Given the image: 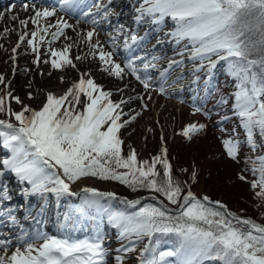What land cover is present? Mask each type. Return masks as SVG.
<instances>
[{
	"label": "snow or ice",
	"instance_id": "1",
	"mask_svg": "<svg viewBox=\"0 0 264 264\" xmlns=\"http://www.w3.org/2000/svg\"><path fill=\"white\" fill-rule=\"evenodd\" d=\"M111 2L94 5L104 20L113 15L108 7ZM23 7L25 11L29 9L28 4ZM78 7L79 0H62V11L70 13ZM32 11L34 15L19 20V24L27 28L31 22L36 30L19 35L10 59L15 62L17 50L26 41L36 53L33 63L37 67L43 62L50 63L53 70L76 69L71 44L62 50L51 48L59 38H67L66 29L75 31V26L63 17L54 24H42L56 16L55 9L33 7ZM136 12L137 24L146 22L160 31L167 20L174 24L164 37L177 46L176 55L181 59L168 60V67L160 72L158 87L153 85L149 69H156L161 57L137 56L123 62L115 59L118 37L124 38V48L131 51L133 45H141L147 34L140 37L120 25L116 35L109 36L111 50L105 51L101 41L94 39L98 37L99 21L93 18L87 21L93 28L80 34L88 45L89 55L100 61V70L109 77L123 80L131 75L145 92L156 91L162 96L167 95L168 73L174 67L184 66L186 53L193 64V83H199L201 77L197 74L203 73L206 87L212 83L217 66L222 64L225 73L235 82L232 113L243 130V144L252 153L243 157L245 168L237 174V179L248 183L255 197L264 202V0H141ZM89 15L84 12L81 18ZM48 34L51 35L49 59L41 61L35 42L43 43ZM164 42L159 38L156 41L157 44ZM82 59L84 57L79 55L75 57V60ZM64 82L61 76L60 83ZM0 86L3 92L0 115L5 117L0 119V145L11 153L9 158L0 161V169L30 185L26 194L50 192L57 198L75 196L77 193L72 185L85 178L114 180L134 192L143 190L153 194L150 199L156 200V204L118 198L112 192H101L93 187L81 188V192L89 195L82 198L76 210L78 214L85 217L92 212L101 217L106 215L108 223L117 230L121 244L116 249V264H124L131 253H137L138 264H215L217 261L219 264H264V224L242 218L207 195L200 197L194 193L192 185L199 178L195 165L191 169H181L188 175V181H181L175 175L166 147H161L160 153L150 160L139 159L134 148L124 155L121 130L148 110L143 96L114 101L112 91L98 84L91 72H83L62 95L47 92L37 109L13 95L9 90L10 81H6L3 74H0ZM125 88H117V91L124 92ZM27 97L34 99L31 92ZM147 99L151 100V95ZM134 100L141 101L140 111L130 107ZM12 102L20 106L18 111L12 108ZM218 103L227 105L228 99L222 96ZM81 105L82 110L78 111ZM125 107H128L127 112ZM197 113L208 116L201 108L194 107L193 115ZM227 119H230L227 115L221 118ZM206 128L204 123H188L179 135L191 142ZM233 133H236L235 128ZM160 139L163 144L164 137ZM241 144L234 138L222 141L229 160L241 163ZM246 172L254 179L250 180ZM3 199H8L6 190L0 192V200ZM117 199L125 206L124 210H113L110 204L101 203ZM5 221L16 224L10 210L0 209V223ZM105 239L98 230L83 239L70 233L56 237L39 231L28 234L21 229L13 236L0 231V264H106L109 249L105 247ZM162 242L170 243L171 249L161 251Z\"/></svg>",
	"mask_w": 264,
	"mask_h": 264
},
{
	"label": "rangeland",
	"instance_id": "2",
	"mask_svg": "<svg viewBox=\"0 0 264 264\" xmlns=\"http://www.w3.org/2000/svg\"><path fill=\"white\" fill-rule=\"evenodd\" d=\"M113 1H116L115 5ZM92 2H94L96 5L98 3H102V0H93ZM112 2L110 5H108V7L112 8V11H114V15H116L115 13L119 12L118 16L120 17V15L122 14L123 16H125L127 12L129 15H131L130 6L133 7V11H136V9L140 6L141 0L131 2L130 5L125 4V0H112ZM24 3L33 4L32 9L33 7H39V9L48 8L49 10H56V8L50 4L39 5L36 2L32 3L27 1ZM14 7L15 5L10 3L7 5V8H4V11H6V15L10 23L16 26L20 25L19 20L28 19L32 17V15H34L32 11V13L30 14L31 16L29 15L24 18L21 15V18L13 20L12 17L15 16L14 14H12V11H14ZM135 14L137 15V12H135ZM136 15H133V17H135ZM48 19H53V17H50ZM75 20H79V18H76ZM46 23L51 22L50 20H47ZM117 27L118 26L112 24L107 28L106 32L116 34ZM144 27L145 28L143 29H135V27L133 28L132 25L128 29V32H134L138 36L144 37V32L145 30H147L148 39L146 37V39L143 41L142 50L146 49L151 43H155L157 45V47L151 53H149V58L151 57V55H156L161 57V59L158 62V67L156 69L150 70L149 75H151L152 77L153 85L158 87L160 82V80L158 79L159 72L162 68H164L165 65H168V60L181 59V57L176 55L177 46L173 43L167 42L166 38L164 37V33L172 30V28H174V24L171 20H167L163 31L158 30L156 26L146 22ZM20 28H23L25 30L24 32L28 33L36 30L35 26L31 22H29L27 28H24L23 26H21ZM6 33L3 30L0 31V45L3 46L0 47V74H3L5 76L6 81H10L9 90L12 91L13 95L19 96L25 104L38 109L41 106V102L43 101L47 92H52L56 95H62L67 87H69L72 83L76 82L79 79L81 73L91 72L92 77L98 84L103 85L106 90H110L113 92L112 99L114 101H118L121 98L127 99L130 96L135 97L137 95H140L145 98L143 103H147L148 105V110L144 111L141 117H138L137 120L126 129L121 130V138L125 141V155L128 154L131 148H134L137 151L139 159L150 160L153 154L159 152L158 150L160 148L158 149V145L159 143H161L160 137L164 135V137H166L167 139L166 141H164L166 142V146H168V148H171L175 153L180 154V161L187 166L192 167V165H195L198 172L202 174L200 183L194 185L195 187H193L198 195L202 193L206 195L210 191V189L207 188L204 183L206 180V171H208L209 167L213 169L212 171H219L218 176L223 180H230L231 175H234L233 171H236L237 169H241L243 167V157H245L244 151L241 150V163H236L226 157L221 145L224 139H228L230 137L225 129H223V131L219 129L225 124L231 123L234 116L231 111V105L229 103L227 105H221L218 103L222 96L229 93L230 90L228 86L229 83L232 82L230 81V77L225 73V70L221 65H219L217 68V75L213 77L216 83L213 81V83L211 85H208V87L205 89L202 83H197V85L195 86L196 99L192 102L188 101V98L184 93L174 95L171 92L173 89L172 83L169 82H167V84L165 85L167 89V95L162 96L159 95L156 91H152L150 93L145 92L143 86L133 76L131 78V82H129L128 76H126L123 80L109 77L107 73L100 70V61L97 58H93L91 55H89L88 45L86 42H83L82 38L79 42L71 44V57L73 58L74 63L77 65L76 69L68 67L63 71L53 70L50 63L45 64L43 62H41L39 67H37L36 64L33 63V61L36 59V53H34L31 47L27 45L26 41L17 50V59L15 60V62H13L10 59V56L12 55V48L9 44L8 34ZM27 38L30 39V35ZM62 38L63 37L52 43L51 48L54 50H62L65 45L70 44H61ZM158 38L164 39L165 42L162 44H157L156 41ZM49 40H51L50 34L45 36V41L43 43H40L38 40L35 42L39 47L41 61L49 59ZM122 40V36L117 39L116 47H120L121 45L124 46ZM102 44L104 45L105 51L111 50V42L109 39L104 41ZM77 55L84 57V59L75 60V57ZM115 59L117 60V62H123V60L120 59L118 53ZM13 68H15V72H13ZM192 68L193 64L187 59L186 53L184 57V66L174 67V69L168 73L167 79L173 78L177 73H180V76L182 75L183 77H194L191 71ZM40 73H43V75H41ZM49 73H51V75H49ZM197 75H200L201 80L203 79V77H205L203 73H199ZM61 76L65 78L64 83H60ZM99 76H101V78ZM126 85L127 87L125 88ZM117 88H125V91L118 92ZM29 92L33 94L34 99H28L27 94ZM2 93L3 92H0V95H2ZM148 95H151V100L147 99ZM165 100H172L177 104L183 105L185 108L183 109L182 107L176 106L170 108L169 110H166ZM228 100H230V95L228 96ZM181 101H183V103H181ZM140 105L141 101L134 100L131 103L130 107L136 109L137 111H140ZM194 107L201 108L204 113L208 114V116L209 114H211L210 118L201 113L193 115ZM12 108L18 111L20 106L15 104V102H12ZM79 110H82V106L79 107L78 111ZM124 110L125 112H127L128 107H125ZM198 115H201V119L204 120L201 121V123L206 124L207 128L203 133L199 134L190 142L185 137L179 135V133L181 132L179 130H182L188 123H194L193 121ZM225 115L230 117V119L221 120V118ZM1 116L2 115H0V118ZM233 125L235 126V124L233 123L230 124V127H233ZM149 129H151V131H149ZM240 130L238 129L235 134L233 132L230 133V136H239V134H241ZM7 152L10 153L8 149L3 148L2 145H0V161L10 157L11 153L9 154ZM0 171H2V173L6 172L8 176L11 175V173L7 170L0 169ZM85 179H90L96 182L107 184L110 188H116L117 192L112 193H114L118 198L135 200L140 196L147 195L142 191H138L137 193H130L118 181L99 180L96 178ZM5 181L6 180H4L3 182ZM81 181H78L77 183ZM3 182L0 184V192L6 190L8 199L0 200V209L10 210L12 215H14L16 218V224L13 225L8 221L0 223V231L13 236L19 234L21 232V229L24 233L28 234H35L37 231L43 232L50 236H59L61 235V233H63V235H67L69 233L71 234L73 226L72 224L71 227L68 226L69 219L64 210L63 204L60 203L57 196L51 194L44 208L41 210L42 212L46 210L45 214H43L42 216H37L36 212L39 209H33L34 211L30 213L25 209V201L27 196H22L21 191H19L17 187L12 188L10 186L9 188L11 192L9 191V189H2ZM76 184L72 185V189L76 186ZM235 185L241 188L244 187L241 182H236ZM26 189H28V186L26 187ZM26 189H24V191ZM107 192L110 191H106L105 193ZM249 192L251 197L255 196L251 187L249 189ZM140 198L144 199V197ZM33 201L34 200H32L31 202ZM74 203L79 204L80 202L77 199L74 200ZM16 209H18V211H16ZM97 230L104 234L106 237L105 247L109 249V254L106 258V264H116L115 256L118 255L116 249L119 248L118 245L120 241L117 239V235L112 231V229H109L104 224H102V220L98 226L85 224L80 227L79 231H81L82 236L78 237V233L77 238H84V236L86 235H92ZM133 254L135 253L128 254V256L125 258L124 264H138L136 259L137 253L134 257L129 258Z\"/></svg>",
	"mask_w": 264,
	"mask_h": 264
},
{
	"label": "bare ground",
	"instance_id": "3",
	"mask_svg": "<svg viewBox=\"0 0 264 264\" xmlns=\"http://www.w3.org/2000/svg\"><path fill=\"white\" fill-rule=\"evenodd\" d=\"M21 1L24 0H11V2H13L14 4H18L16 5L13 9L14 11H12V14H14L16 17L21 18L20 16L22 15L24 18H26L27 16H29L32 13V5L33 4H28L29 5V9L27 11L24 10V3L23 4H19ZM36 0H27V2H34ZM114 5L116 3V1H113ZM112 2V4H113ZM37 3L39 4V0L37 1ZM101 4H107V0H102ZM1 8V7H0ZM39 9V7H38ZM112 9V8H111ZM131 9V8H130ZM85 12L90 13L89 16L82 17V14L80 15V20L79 21H73L69 18L66 17V15L64 14H59L56 13V16L53 17V19H48L50 20V22L52 24H54L56 22V20L59 17H63L65 20H67L70 24L75 26V31L72 29H66L65 30V35L67 38L63 37L62 38V42L61 44H73L75 42H79L80 39H83V36H80L81 33H86L87 31L91 30L93 28V25L90 22L91 19L95 18L99 21L98 26H97V32H98V37H94V39L98 38L101 43H103L104 41L109 39V36H115L116 34H111L110 32H106L107 27L110 26L111 24H115L119 22V26L123 25L125 26V29H128L130 26H134L135 25V18L133 17V12H131L132 17H130L131 15L127 14L125 16L120 15V17L118 16L119 13H115L116 15H110L107 20H104L102 18V16L100 15V12L98 11V9L95 6H92L91 8H89L88 10H86ZM114 12V11H112ZM21 13V14H20ZM25 13V14H24ZM0 15L3 16V19H0V31H4L6 34H8L9 37V44L11 45V48L15 47V45L18 42V38L19 35L24 33V29L20 28L21 25H14L12 23H10V21L7 18L6 15V11L1 10L0 11ZM31 16V15H30ZM33 16V15H32ZM135 22V23H133ZM42 24H45L46 21H42ZM7 29V31H5ZM51 31H55V29H51ZM148 39V37H147ZM143 45V42H141V45L139 47L133 45L132 46V50L128 51L125 48H119L116 47V51L118 52V54L121 55L122 58H128L129 56H148L149 57V53H151L156 47L157 45L155 43H151L148 45V47L146 49L141 48V46ZM155 45V47H153ZM140 64V61H137V65ZM168 65H165L164 68H162L161 70L167 68ZM161 72V71H160ZM159 72V75H160ZM179 76V75H177ZM101 78V76H99ZM98 77V78H99ZM182 76L179 77H173L172 79H167V82L172 83V93L174 95L177 94H181L184 93L186 95V97L188 98V101H192L196 98V95L193 93L194 92V88H195V84L193 83V79L194 77H184L183 79L180 80ZM128 79L129 82H131V78L128 75ZM180 80V81H179ZM182 107L183 109L185 108L183 105L181 104H177L176 102L170 100L167 101L165 100V109L169 110L172 107ZM202 120L200 118V116H198L193 122L194 123H200ZM83 187H93L98 189L101 192H106V191H110V192H117V189L114 187H109L107 184H103L101 182H96L90 179H85L79 183L76 184V186L73 188V191L78 193H81V188ZM16 211H18V209H16Z\"/></svg>",
	"mask_w": 264,
	"mask_h": 264
},
{
	"label": "trees",
	"instance_id": "4",
	"mask_svg": "<svg viewBox=\"0 0 264 264\" xmlns=\"http://www.w3.org/2000/svg\"><path fill=\"white\" fill-rule=\"evenodd\" d=\"M82 106V105H81ZM80 106V107H81ZM79 109V107H78ZM77 109V110H78ZM167 140V139H166ZM244 141V139H243ZM245 145V144H244ZM161 147H164L162 143H159L158 149ZM165 147L168 149V158L169 161L172 163L175 171V175L178 179L181 181H188V175L186 173L181 172L182 168H188L191 169V166L184 165L180 160V154L175 153L171 148H168V146L165 145ZM245 152L244 156L247 157L249 155H252L251 150L245 145ZM159 152L153 154L151 157L158 155ZM259 154V153H257ZM125 155V154H124ZM126 156V155H125ZM159 167V166H158ZM245 168V165L243 163V167L241 169H237L234 172V175H231L230 180H223L218 175L219 171H212L213 169L211 167L208 168V171H206V180H205V186L210 189L207 196H209L214 201H220L227 205L228 209L232 211L233 213L241 216L242 218H252L257 223L264 224V202L256 198L255 196H250V185L246 182L240 181L237 179V174L242 171V169ZM199 173V172H198ZM246 175L249 176V179H254V177L246 172ZM202 178V174L199 173L198 182L194 185H197L200 183ZM240 183L244 185L243 188L237 187L235 184ZM192 185V187H195ZM129 188V187H128ZM132 193H137L138 191H133L131 188H129ZM142 192L146 193L148 195V199L144 200L145 203H153L156 204V200L150 199V197L153 195L152 193H149L147 191ZM202 197V196H200ZM158 200H163V197H157ZM165 204H167L166 201H164ZM116 208H120L121 205L118 202H114ZM169 207H174L169 205ZM123 209H125V206H123ZM167 239V238H165ZM146 242V241H145ZM140 246H143L140 245ZM171 249L170 243H161L160 250L161 251H167ZM172 259V258H169ZM215 264H219V262H215Z\"/></svg>",
	"mask_w": 264,
	"mask_h": 264
}]
</instances>
